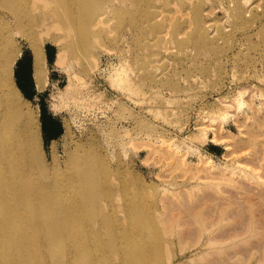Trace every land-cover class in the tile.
Instances as JSON below:
<instances>
[{
	"label": "rangeland",
	"instance_id": "rangeland-1",
	"mask_svg": "<svg viewBox=\"0 0 264 264\" xmlns=\"http://www.w3.org/2000/svg\"><path fill=\"white\" fill-rule=\"evenodd\" d=\"M116 2L97 0L94 13L106 14L100 37L63 63L58 55L73 45L64 32L27 26L42 34L40 79L32 47L17 36L15 79L45 165L52 172L55 158L63 188L78 192L72 175L81 157H93L115 184L114 216L136 202L146 214L184 219L188 205L206 202L198 211L222 226L201 237L184 227L193 246L175 245L172 264H264V0ZM211 238L216 244L201 245Z\"/></svg>",
	"mask_w": 264,
	"mask_h": 264
},
{
	"label": "bare ground",
	"instance_id": "bare-ground-1",
	"mask_svg": "<svg viewBox=\"0 0 264 264\" xmlns=\"http://www.w3.org/2000/svg\"><path fill=\"white\" fill-rule=\"evenodd\" d=\"M128 1L118 0V8ZM96 3L97 0H0V264H172L178 254L175 245L182 243L178 247H184L190 231L196 230L194 233L199 236L209 234L207 230L212 234L221 225L208 212L202 213L207 204L198 199L191 207L188 205L191 213L185 220L178 219L179 216L171 219L170 214L168 217L146 214L136 202L125 203L120 214L114 216L110 213L109 199L116 191L115 184L107 171L99 173L93 168V157H81L79 170L72 175L71 187L75 186L78 192L63 188L68 179L57 178L55 158L52 172L45 165L36 117L23 109L15 79L16 63L22 54L17 36L25 38L32 47L35 76L40 79L45 74L44 45L38 39L40 36L28 34L27 26L40 25L46 35L52 29L64 32L62 38L73 45L62 48L57 61L61 63L70 49L76 50L80 44L83 49H90L89 38L100 37L106 14L94 13ZM76 39L77 46L73 43ZM121 71L124 75V70ZM120 76L115 79L121 81ZM73 162L76 157L72 153L70 163ZM210 203L213 204L211 200ZM252 206L248 207L252 210ZM123 218H128V222ZM184 227L190 230L187 236L182 233ZM193 238L189 237L191 241L196 237ZM211 240L205 239L201 245L216 244Z\"/></svg>",
	"mask_w": 264,
	"mask_h": 264
}]
</instances>
